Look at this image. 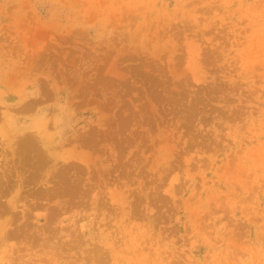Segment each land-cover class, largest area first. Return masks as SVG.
<instances>
[{"label": "rangeland", "instance_id": "374dc122", "mask_svg": "<svg viewBox=\"0 0 264 264\" xmlns=\"http://www.w3.org/2000/svg\"><path fill=\"white\" fill-rule=\"evenodd\" d=\"M0 264H264V0H0Z\"/></svg>", "mask_w": 264, "mask_h": 264}]
</instances>
